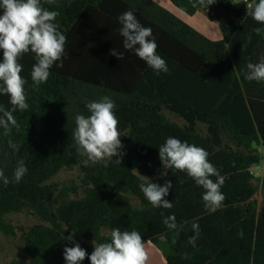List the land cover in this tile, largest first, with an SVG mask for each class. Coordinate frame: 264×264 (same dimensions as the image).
<instances>
[{
    "label": "trees",
    "instance_id": "trees-1",
    "mask_svg": "<svg viewBox=\"0 0 264 264\" xmlns=\"http://www.w3.org/2000/svg\"><path fill=\"white\" fill-rule=\"evenodd\" d=\"M171 2L191 17L207 11L223 39H207L152 0H42L44 8L59 13L54 23L67 38L63 66L53 65L47 82L34 87V54L23 55L19 63L29 108L13 112L19 130L5 136L0 128V170L11 181L0 182V230L13 234L9 215L29 213L40 221L24 232L28 264H66L64 248L75 243L90 256L78 238L110 242L116 228L138 231L144 244L164 239L166 264H264V210L259 212L254 200L258 189L252 172L264 159V81L244 78L246 65L264 55V33L254 31L264 25L247 15L243 2L216 0L208 9L193 8L195 0ZM129 10L152 29L168 72H155L134 50L123 48L118 17ZM112 49L124 58L110 55ZM104 96L116 105L121 163L113 157L85 166L73 137L75 116L90 115L86 104ZM0 104L12 107L6 95ZM165 111L185 125L172 122ZM169 137L204 148L225 178V200L216 212L206 210L204 189L186 172L164 168L159 147ZM9 140L20 145L18 151ZM19 161L28 171L17 183L13 173ZM74 168L82 175L79 186L48 183ZM146 180L161 186L172 182L164 198L171 209L146 200L139 187ZM170 215L177 230L163 222ZM193 222L201 229L195 247L188 244ZM73 233L74 240H67ZM81 264L91 262L85 258Z\"/></svg>",
    "mask_w": 264,
    "mask_h": 264
},
{
    "label": "clouds",
    "instance_id": "clouds-1",
    "mask_svg": "<svg viewBox=\"0 0 264 264\" xmlns=\"http://www.w3.org/2000/svg\"><path fill=\"white\" fill-rule=\"evenodd\" d=\"M215 2L216 0H195L192 7L196 8L199 5L208 9ZM240 2L241 0H235L233 3ZM242 2L247 7V15L258 24L264 25V0ZM0 10H2L0 49L3 50V60L0 62V96H8L9 104L12 106L9 109L0 104V128L4 130V135L8 136L12 128L19 130L13 112L17 109L22 112L29 108L25 94L27 81L21 75L23 65L19 63L20 58L29 52L34 54L36 63L32 66L30 76L33 86L39 87L47 82L53 65L63 66L62 57L67 38L59 30V25L54 23L59 13L44 8L42 0H0ZM118 20L121 24L119 33L123 37V48L128 51L134 50L135 54L155 72H168L166 61L157 54L158 45L152 29L142 26L131 10L122 13ZM254 31L260 35L264 33V28H256ZM110 55L116 56L118 60L124 58L123 53H118L114 49ZM246 69L244 73L246 80L264 81V55H261L259 62L248 63ZM115 107V102L109 96H104L98 101H89L86 104L90 115L75 116L76 128L73 137L77 151L86 157L83 160L85 166L106 159L111 160L113 157L117 158L116 163H121L122 154L118 150L123 145L120 140L119 121L114 112ZM8 143L13 150H19L20 145L11 140ZM208 155L204 148L174 137L167 138L159 147V159L164 168L186 172L197 186L204 189L202 195L204 206L207 211L214 213L222 207L225 200L221 192L225 178L209 161ZM27 171L24 161H19L13 173L14 181L20 182ZM211 177H216V180ZM0 182L5 186L11 182L2 170ZM139 187L153 207L163 209L173 207L172 202L164 199L172 188L171 181L166 180L161 186L146 180ZM163 222L170 230L178 229L175 215L166 217ZM191 228L193 235L188 238V244L195 247L201 229L198 222H193ZM66 239L74 240V233L69 234ZM172 243H176V237H173ZM85 258H88L91 264H146L148 259L141 234L136 230L122 232L118 228L111 231L110 242L94 243V250L90 256L79 243L64 248L66 264H81Z\"/></svg>",
    "mask_w": 264,
    "mask_h": 264
},
{
    "label": "rangeland",
    "instance_id": "rangeland-1",
    "mask_svg": "<svg viewBox=\"0 0 264 264\" xmlns=\"http://www.w3.org/2000/svg\"><path fill=\"white\" fill-rule=\"evenodd\" d=\"M235 2V0H233ZM242 2V0H241ZM176 18L186 23L197 32L201 33L204 37L211 41L222 40V30L217 21H210L208 19V13H197L194 17H188L179 11H176ZM165 115L172 121L181 126L185 125V122L168 111H165ZM255 175V185L258 189L254 200L258 204L259 212L264 210V159L262 162L252 169ZM82 175L77 168L63 170L56 177H54L49 184H55L58 187L63 186H79L81 184ZM133 202L136 199L131 196ZM7 221L13 226V234L5 233L0 230V264H11L12 261L17 260L22 263L28 264L29 257L24 248V232L32 226L40 223V221L30 215L29 213L15 214L7 216ZM108 235L107 231L103 232ZM78 238V237H77ZM81 242H85L90 253L94 250L93 241H86L78 238ZM145 251L147 254L146 264H166L165 255L168 252V246L165 240H161L158 244L145 243Z\"/></svg>",
    "mask_w": 264,
    "mask_h": 264
},
{
    "label": "crops",
    "instance_id": "crops-1",
    "mask_svg": "<svg viewBox=\"0 0 264 264\" xmlns=\"http://www.w3.org/2000/svg\"><path fill=\"white\" fill-rule=\"evenodd\" d=\"M154 3H156L157 5L161 6L162 8H164L165 10L169 11L171 14H175L177 15V12L176 11H179L180 13L186 15L185 13L181 12L180 10H178L171 2V0H152ZM206 13L207 14V11H201L199 13ZM188 16V15H186ZM188 17H191V16H188ZM194 17V16H193ZM209 19V18H208ZM223 35V34H222ZM222 39H223V36H222Z\"/></svg>",
    "mask_w": 264,
    "mask_h": 264
},
{
    "label": "built area",
    "instance_id": "built-area-1",
    "mask_svg": "<svg viewBox=\"0 0 264 264\" xmlns=\"http://www.w3.org/2000/svg\"><path fill=\"white\" fill-rule=\"evenodd\" d=\"M213 15V14H212Z\"/></svg>",
    "mask_w": 264,
    "mask_h": 264
}]
</instances>
